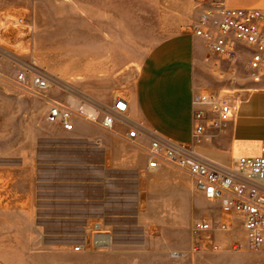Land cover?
I'll use <instances>...</instances> for the list:
<instances>
[{"label":"crops","instance_id":"obj_1","mask_svg":"<svg viewBox=\"0 0 264 264\" xmlns=\"http://www.w3.org/2000/svg\"><path fill=\"white\" fill-rule=\"evenodd\" d=\"M227 2L264 9V0ZM205 5L202 0H0V18L31 21L37 36L52 37L57 53L66 51L63 79L81 82L82 93L103 104L123 97L131 119L171 140L190 141L195 93L228 96L237 110L227 130L198 148L231 165L241 156L264 153V76L255 81L248 61L249 74L243 69L240 59L252 55L245 45L237 44L241 57L232 61L194 34L192 25ZM138 52L137 67L128 66ZM8 66L0 57V69L13 73ZM17 91L0 79V261L14 259L8 252L42 258L46 244L88 241L93 223L107 227L121 212L126 181L138 186L162 175L160 168H148L141 148L88 122L65 130L48 122L46 99ZM48 96L77 104L59 90ZM135 193L129 200L138 207ZM219 217L236 226L213 241H189L169 251L116 245L109 253L83 254L84 264H264V251L212 250L211 243L245 245L241 220Z\"/></svg>","mask_w":264,"mask_h":264},{"label":"built area","instance_id":"obj_2","mask_svg":"<svg viewBox=\"0 0 264 264\" xmlns=\"http://www.w3.org/2000/svg\"><path fill=\"white\" fill-rule=\"evenodd\" d=\"M206 1L200 17L192 25L194 34L204 39L214 54L237 61L241 54L237 44L252 50L248 66L252 77L259 81L264 76V9L231 7L227 0ZM23 18H0V40L10 37H29L32 29ZM0 56L18 66L12 77L0 71V79L10 83L22 93L46 99L49 104L47 120L72 130L76 121L98 125L127 143L141 148L150 169L169 165L185 172L194 182L197 193L208 201L219 204L224 215L237 217L244 228L245 245L236 243L234 249L245 246L250 251H264V153L241 156L231 165L218 163L198 152V147L211 143L223 134L232 121L237 105L218 93H195L192 98L193 127L189 142H177L164 137L128 116V103L116 97L103 104L77 92L70 83L52 75L42 67L11 53L0 43ZM59 90L77 97L72 105L48 96ZM233 221L213 223L195 220L191 227L193 236L202 233L227 231ZM101 222L93 223L91 241L78 242L73 251L86 253L108 249L113 235ZM220 246L213 244L212 249Z\"/></svg>","mask_w":264,"mask_h":264},{"label":"rangeland","instance_id":"obj_3","mask_svg":"<svg viewBox=\"0 0 264 264\" xmlns=\"http://www.w3.org/2000/svg\"><path fill=\"white\" fill-rule=\"evenodd\" d=\"M25 21L32 27V32L28 38L22 37L21 39V37H18L19 34H16L14 37H10L8 41L0 40V43L10 50L12 54L23 60H33L34 63L43 67L49 73L53 72L54 75H59L60 79L65 80L63 78H66L67 73L66 51L57 53V45H52V37L37 36L32 22ZM128 54L126 53L125 55ZM245 56L240 60L244 62L243 69L249 74L246 65L249 54ZM0 57L8 61V69L10 72L13 71V73L9 74L1 69L0 71L13 77L17 73L18 66L10 59L3 56ZM141 57L142 53H133L132 64L130 63L128 66L136 68ZM71 85L77 92L82 93L81 82H73ZM74 98L78 100L77 97ZM198 152L210 154L209 151L200 148H198ZM158 171L161 172V176L147 178L142 185L139 184L137 186L129 181L124 184L123 196L127 198L124 197L121 212L117 214L118 216L110 217L107 221L110 225L105 228L113 235V244L110 248L86 253L73 251V246L76 243L85 241L83 238L80 241H71L67 245L46 244L44 248L43 246L40 247L44 249L42 258H38V254L35 252H23L22 250L21 252L15 251V253L8 252L5 255L8 257L12 256L14 259L0 261V264H84L83 254L109 253L115 249L116 245H138L144 249L169 251L174 250L176 247L183 248L188 245L189 241L195 244H198V241L202 239L213 241L214 235L229 233L234 230L236 222L227 231L221 230L193 236L191 227L195 220H208L217 224L222 221H228L219 217V213H221L219 204L209 202L196 192L193 180L185 172L169 165L161 167ZM135 192L139 197L137 200L138 207L134 205L132 200H129L132 199L130 196H134ZM90 232L91 227L88 231V242L91 241ZM236 243L242 242L235 241L229 248L219 243L216 244L220 246L218 251L226 249L240 251L244 249V247L239 250L234 249ZM213 244L215 243H211V248ZM18 246L22 247V245H16L15 247L17 248ZM61 249L66 250L62 251ZM67 250L71 252L65 253ZM171 252L174 255L178 254V251ZM22 256H27V258H16ZM106 264H113V262L107 260Z\"/></svg>","mask_w":264,"mask_h":264}]
</instances>
